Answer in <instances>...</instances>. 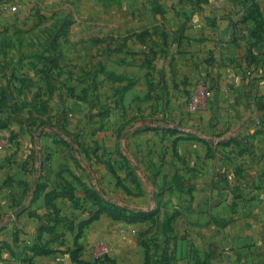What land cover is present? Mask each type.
I'll return each mask as SVG.
<instances>
[{"label": "rangeland", "instance_id": "374dc122", "mask_svg": "<svg viewBox=\"0 0 264 264\" xmlns=\"http://www.w3.org/2000/svg\"><path fill=\"white\" fill-rule=\"evenodd\" d=\"M171 13L162 0H0V264H119L104 240L87 257L105 225L143 247L142 264H172L162 248L192 201L167 199L191 189L162 170L179 157L166 136L183 91L157 58L183 31ZM201 85L190 112L209 101Z\"/></svg>", "mask_w": 264, "mask_h": 264}, {"label": "crops", "instance_id": "0c3cea01", "mask_svg": "<svg viewBox=\"0 0 264 264\" xmlns=\"http://www.w3.org/2000/svg\"><path fill=\"white\" fill-rule=\"evenodd\" d=\"M254 2L260 34L246 0H162L172 12L167 25L183 30L157 53L159 68L173 71L183 90L171 97L179 130L166 136L179 157L173 161L168 149L162 170L169 182L177 172L191 189L175 188L167 199L192 201L174 227L178 242L162 248L172 264H264V0ZM199 79L207 80L212 96L190 112L189 92ZM213 216L231 223L218 229ZM116 231L91 229L88 259L95 257L93 244L104 240L119 264H142L143 247L117 242Z\"/></svg>", "mask_w": 264, "mask_h": 264}, {"label": "trees", "instance_id": "16d2710c", "mask_svg": "<svg viewBox=\"0 0 264 264\" xmlns=\"http://www.w3.org/2000/svg\"><path fill=\"white\" fill-rule=\"evenodd\" d=\"M247 1L248 0H246V3H248ZM249 5H250L249 7L251 8L250 12H249V17L253 18L256 21V23H257V32H259V34H260V32L262 31V25H261V14L259 12V7L254 2V0H253V2L251 1L249 3Z\"/></svg>", "mask_w": 264, "mask_h": 264}, {"label": "built area", "instance_id": "2783aa9c", "mask_svg": "<svg viewBox=\"0 0 264 264\" xmlns=\"http://www.w3.org/2000/svg\"><path fill=\"white\" fill-rule=\"evenodd\" d=\"M200 90L204 99L208 100L211 97V91L207 85H201Z\"/></svg>", "mask_w": 264, "mask_h": 264}]
</instances>
